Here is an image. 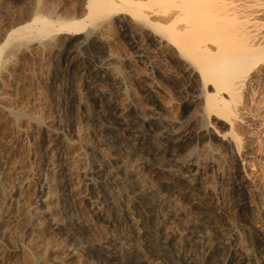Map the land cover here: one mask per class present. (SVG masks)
Instances as JSON below:
<instances>
[{"label": "bare ground", "instance_id": "obj_1", "mask_svg": "<svg viewBox=\"0 0 264 264\" xmlns=\"http://www.w3.org/2000/svg\"><path fill=\"white\" fill-rule=\"evenodd\" d=\"M84 1L86 4L84 9L82 7L81 12H78L79 17L74 15L69 17L70 20L66 18L63 20L62 17V21H59L60 16L57 14V17L56 12L53 13L55 16L52 19L50 15H48L50 18L41 15L43 12H39L41 14L35 12L29 19L23 20L22 24L5 31L3 29L4 32L0 34V60L5 44L7 47L16 40L19 44L24 39L30 43L22 42L20 46L24 45L23 48L17 45L22 56L33 52L34 47L31 44L34 41L31 40V43L27 38L32 34L40 36V39L51 40L55 39L52 37L57 34L60 38L63 37L64 43H68L71 37L82 36L79 43L63 44L65 77H62L64 79L61 81L58 80L57 90L62 93L54 95L57 103L64 107L66 112L74 117L81 115L82 119L93 121V132L100 135L93 155L88 159L85 157L83 169H74V166L71 167L69 164L72 155L70 139L65 138L60 132L48 129L46 148L53 154L55 161L54 189L59 205L52 211L42 209L30 216L13 215L7 208L1 213L0 228L12 226L23 237H31L33 233L40 232L47 236L52 233L56 236L62 234L78 241L85 224L83 218L71 211L81 208L83 202L89 203L92 213L107 224L123 225L129 217L130 209L120 202L125 197H131L134 202L131 210L142 218L141 226H134L126 232L124 237L128 241L119 238L116 241L119 249L116 251L110 252L102 246H91L85 255L103 258L101 264H153L158 260L165 264H183L179 251L182 245L187 243L201 247L204 261L202 264H264V233L254 232L250 223L242 220L228 228L230 224L220 218L212 203L215 200H222L224 208L234 206L250 208L251 196L255 195L251 194L255 192L251 186L257 184L255 183L257 178H253L254 181L249 174L248 159L251 154L262 152L260 150L262 140L259 138L264 136V121L261 115L258 116L259 106L255 105L252 100L254 96L250 94L260 90L264 92V0H159L163 7L147 12L143 19L140 16L143 15L141 0ZM36 8L38 9V6ZM106 14L108 17L112 16L109 14L120 16L119 22L125 25H129L130 21L142 19L140 23L144 28L158 26L155 28L158 31L154 30V33L152 30V36L155 37L152 45L164 51L166 59L176 58L184 62L181 76H185L190 85L198 82L200 87L198 105L202 106L200 108L208 119L212 117L217 122L226 123L230 132L221 137L211 126L191 132L183 126L184 124L174 125L161 115L154 118L148 116L145 119L139 118L141 119L139 121L135 115L132 116L131 108L118 105L115 98L107 97L100 87L109 76L108 67L97 64L95 54L98 52L91 53L92 48H98L97 44L106 40L105 30L108 28L104 20H97L102 16L106 17ZM158 16L163 17L162 22L151 20L152 17ZM86 19L89 21L86 22ZM87 29L89 32L84 35ZM10 46H14V43ZM79 93L102 102L101 110L85 108V102L80 101ZM183 93L188 97L187 91ZM1 108L3 107L0 106ZM152 122H159L156 130L148 128V124ZM249 124L259 131L262 130V135L254 137L250 131L243 144V138L240 139L241 136L238 137L236 131L242 129L241 126ZM106 132L115 134L107 135ZM212 137L213 139L220 137L222 142L228 145V149L229 146L230 149L232 147L233 155L242 165V175L235 178L229 187H223L219 183L215 187L207 186L208 172L194 164L193 160L191 162L182 157L198 139L200 141ZM15 150V141L1 143L0 169L12 162L16 172L27 163L18 157ZM127 151L129 155H126L128 158L125 162L124 153ZM263 158L264 155H261V159ZM130 162L132 169L126 170L129 168H126L127 163ZM228 181L230 179L227 181L222 179L220 182L226 185ZM48 186L46 184L45 188L40 190L41 194L35 200V204L41 203L42 206L47 204L48 196H45L44 189H49ZM183 196H186L195 210L193 218L186 219L185 210L177 207L176 201ZM55 214L59 217L53 218ZM160 216L163 221L159 220ZM38 220L43 221L38 223ZM166 220L172 225L170 231L164 229L163 223ZM180 228L185 233L178 234L180 239L175 242L174 236L177 235L175 232ZM21 244L22 242L18 240L0 238V264H7L16 257L17 247ZM80 254L83 255L76 248L63 250L49 246L44 253L34 255L32 264H69Z\"/></svg>", "mask_w": 264, "mask_h": 264}, {"label": "rangeland", "instance_id": "obj_2", "mask_svg": "<svg viewBox=\"0 0 264 264\" xmlns=\"http://www.w3.org/2000/svg\"><path fill=\"white\" fill-rule=\"evenodd\" d=\"M141 1L143 13H140L143 15H140V13H137V15H140L142 19L143 16L146 17L145 14H147V12L160 10L161 7H163L162 4H159L161 0ZM85 4L84 0H0V26H3H1L2 28L0 27V30L2 29L0 34L10 27L13 28L20 23L22 24L35 12H43L39 14L45 15V17L47 15V18L49 17L48 15H50L51 19L53 16L56 15L58 17L59 15V21H62L63 18V20H65V18L66 20H70L71 18L69 17H74V15L79 17L80 14H78V12L84 9ZM37 6L40 11H34V9L38 10L36 8ZM110 15L112 16L108 17V14H106L107 19L105 16H102L105 17L104 19L102 17L97 19L101 21L104 20L105 26L108 28L105 30L106 40L104 42H99L97 44L98 48H92L91 51L93 54L98 52L95 54L97 64H104L108 67L109 76L105 80V83L101 85L102 87H100V90L104 91L107 97L110 96L109 98H115L114 100L117 101L118 105L131 108L130 111L131 114L133 113L132 116L135 115L134 117L139 121L142 118H147V116L148 118H154L161 115L165 117L167 122L171 121L174 125L184 124L183 126L188 128L191 132L205 129V126L213 127L215 129L214 131H217V135L221 137L230 132L229 126L225 125L226 123L217 122V120L212 117L208 119L203 109L200 108L202 106L198 105L199 102L197 100L198 97H200V87L198 86V82L190 85L189 80H187L185 76H181L184 62L176 58H171V60L168 58L166 59L164 51L162 52L152 45V40L155 38L152 35L153 32L155 33L154 30L158 31L155 29L158 28V26L144 28L142 26L143 24L140 23L142 19L141 21L140 19L130 21L129 25H125L119 22L118 19H121L119 18L120 16L109 14V16ZM160 17L162 16L152 17L153 19L151 18V20L162 22L163 17ZM85 21L88 22L89 20L86 19ZM87 30L84 35L88 34L89 29ZM56 36L54 35L52 37L55 38L52 39L53 41L49 38L40 39V36L34 34L27 37L30 42L32 40V42L34 41L35 43L31 42L34 50L25 57L19 52V47L24 46H20V44L26 42L27 39L21 40L22 42L20 44L18 40L12 43L8 42L9 45L6 47L7 44H5L3 47L0 60V106L7 111L3 108L0 109V145L2 142L7 143L15 141L16 154L18 153V157L26 160L27 163L23 167L18 168L16 172H14L15 166L12 162L8 165H4V168L0 169V216L7 208L13 215L30 216L32 213L40 212L42 209H50V211H52L59 205L55 197L56 190L54 189L56 171L55 161L53 154L46 148L48 129L60 132L65 138L70 139L72 143V147L70 148L72 155L70 160L71 163L69 164L70 166H74V169H83L82 166H84L86 158L88 159L93 155L95 145L100 138V135L94 134L93 132V121L82 119L81 115V118L79 116H77L78 118L74 117V115L66 112L65 108L56 101L55 95L62 93L57 90L58 82L64 79L62 77H65L64 66L66 62L62 59L65 55V49H62L64 47L63 44L69 45L72 42L79 43L82 38V36L81 38L71 37V40L69 39L71 42L64 43L65 40L63 37H61V39L59 35V37ZM35 37H38L37 41ZM34 38L35 40H33ZM50 40L51 42H49ZM13 43L15 48L14 46H10ZM27 43L28 42L24 44ZM6 50L9 53L6 52ZM183 89L187 91L190 99L183 93ZM255 92L251 93L250 96H254L251 98L255 105L259 106L257 107L259 108L258 116L261 115V119L264 121V105H262L264 104V92L261 90L257 91V94H255ZM79 98L81 102H85V108L99 111L103 107L102 102L94 101L90 96L84 95L83 93H81V95L79 93ZM158 124L159 122H152L148 124V128L156 130ZM241 127L242 129L240 128L236 132L239 135L238 137L241 136L240 139L243 138V141L241 140L243 144L246 142V136L250 134V131L253 136L255 135L254 137H260V135H262V130L259 131L255 129L252 124ZM242 132H244V134ZM240 133L243 134L244 137ZM105 134L113 135L115 133L106 132ZM259 139L263 141L264 136L262 135ZM220 140V137H215L214 139L212 137L207 140L203 138L200 139V141L198 139L196 143L191 145V151L188 149L187 151L190 152L186 151V154L183 153L185 156H182L184 159L191 160V162L193 160L194 164L204 168L205 170H203L206 171V173L208 172L209 183L207 182V186L209 187H215L218 183L223 187H229L232 181H235V178L242 175V165L239 164L237 161L238 159L233 155L234 151L231 150L232 147L230 149L229 146L228 149V145ZM262 141L260 148L262 152H255L254 155L251 154V159L250 157L248 159L250 161H248V165H250H247L249 168L248 171H250L249 174L252 176V179L257 178L256 181L253 179L255 183H257L255 184L256 188H254L255 185H252L253 187L251 186V188H253L252 190L255 191L251 193L252 195L255 194L253 197L251 196V207L234 206L224 208L222 200L212 201L214 210L219 213L220 218L230 224L228 228L234 226L237 221L242 220L244 222H249L251 230L254 232L258 233L261 231L264 233V158L261 159V155H264V142ZM175 150H177V148H175ZM127 154L128 151L124 153L125 157ZM72 156H74L73 159ZM125 157L124 160L126 162L128 157ZM130 164L131 162L127 163L126 168H129L126 170L132 169ZM260 176H262L263 179ZM222 179L225 181L230 179V181H228L226 185H223V183L220 182ZM46 184L50 186V188L48 186L49 189H44L45 196H48L47 204L44 206H42L41 203L35 204V200L41 194L40 190L45 188ZM257 191L258 193H256ZM195 193L196 192H194V194ZM130 198L131 197H125L120 202L130 209L128 213L129 217L123 225L107 224L102 218H98L92 213L89 203L83 202L81 203V208L71 211L74 215L83 218L85 224L84 231L80 235L81 237L78 241H74L64 235L62 236V234L56 236L52 233L47 236L40 232L33 233L31 237H23L16 229L12 228V226H9V228H0V238L7 237L8 239L22 242L21 246L17 247L16 257L9 260V262L11 264H17L19 262L32 264V260L35 259L33 258L34 255L38 256L44 253L49 246H54L63 250L76 248L83 253V255H78L77 258L69 264H101L103 258L94 255L88 256L85 255V252L88 251L91 246H102L106 250L114 252L117 248L119 249V245L116 243L119 238H125L126 232L132 227L141 226L140 223L142 218L137 215L135 211H132L133 209L131 210L134 206V202L133 199ZM176 204L178 208L185 210L186 219L193 218L195 210L191 207L186 196L180 197L179 200L176 201ZM254 205L257 207L259 206L258 208L256 207L257 210ZM58 217L59 215H53V218ZM159 220L163 221L164 219L160 216ZM168 220H166L163 225H165V230L170 231L172 230V225ZM42 221L43 220H38L37 222L41 223ZM175 233H177V235L174 236L176 242L179 241L177 239H180L178 234L185 233V231L180 228ZM126 239L127 238H125V240ZM195 245L196 244L186 243L180 248L179 255L183 260V264L204 263L203 251L199 245ZM9 262L7 264H10ZM155 263L165 264L162 260L155 261Z\"/></svg>", "mask_w": 264, "mask_h": 264}]
</instances>
